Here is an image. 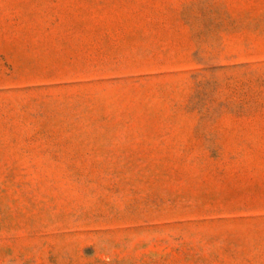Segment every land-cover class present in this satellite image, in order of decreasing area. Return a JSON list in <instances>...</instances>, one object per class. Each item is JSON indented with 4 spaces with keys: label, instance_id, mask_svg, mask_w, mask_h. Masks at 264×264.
<instances>
[{
    "label": "rangeland",
    "instance_id": "obj_1",
    "mask_svg": "<svg viewBox=\"0 0 264 264\" xmlns=\"http://www.w3.org/2000/svg\"><path fill=\"white\" fill-rule=\"evenodd\" d=\"M0 264H264V0H0Z\"/></svg>",
    "mask_w": 264,
    "mask_h": 264
}]
</instances>
